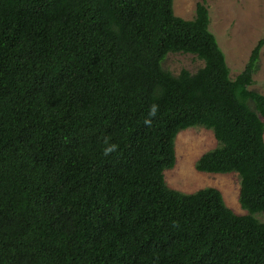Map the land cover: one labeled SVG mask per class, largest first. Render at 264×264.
I'll list each match as a JSON object with an SVG mask.
<instances>
[{"label":"trees","instance_id":"obj_1","mask_svg":"<svg viewBox=\"0 0 264 264\" xmlns=\"http://www.w3.org/2000/svg\"><path fill=\"white\" fill-rule=\"evenodd\" d=\"M172 5L0 0V264H264V37L231 78L206 4ZM194 126L216 140L195 169L236 172L245 214L166 184Z\"/></svg>","mask_w":264,"mask_h":264},{"label":"rangeland","instance_id":"obj_2","mask_svg":"<svg viewBox=\"0 0 264 264\" xmlns=\"http://www.w3.org/2000/svg\"><path fill=\"white\" fill-rule=\"evenodd\" d=\"M202 1L209 11V29L224 52L230 77L234 78L243 69L254 45L264 37V0H173V11L177 16L191 19L196 3ZM202 65L203 61L197 56L183 52H169L162 61V66L174 74L183 68L194 72ZM253 81L249 88L264 94V44ZM215 145L210 129L194 126L180 130L175 137V162L163 172L164 180L170 188L187 193L215 187L228 207L245 214L238 200L240 178L236 172L211 173L195 169L196 159ZM255 216L264 221V213Z\"/></svg>","mask_w":264,"mask_h":264},{"label":"clouds","instance_id":"obj_3","mask_svg":"<svg viewBox=\"0 0 264 264\" xmlns=\"http://www.w3.org/2000/svg\"><path fill=\"white\" fill-rule=\"evenodd\" d=\"M156 111H157V106H156V105H153L150 114H151L152 116H154V115L156 114Z\"/></svg>","mask_w":264,"mask_h":264}]
</instances>
